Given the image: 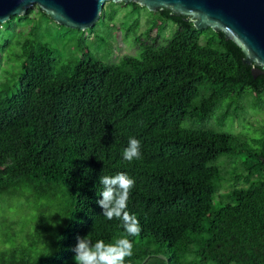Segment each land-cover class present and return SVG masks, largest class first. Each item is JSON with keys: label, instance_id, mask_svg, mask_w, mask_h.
Here are the masks:
<instances>
[{"label": "trees", "instance_id": "1", "mask_svg": "<svg viewBox=\"0 0 264 264\" xmlns=\"http://www.w3.org/2000/svg\"><path fill=\"white\" fill-rule=\"evenodd\" d=\"M109 4L136 15L146 9ZM30 12L0 29L29 25ZM152 14L160 19L148 33L172 22L171 39L140 43L137 56L118 63L96 58L81 41L80 56L61 63L36 26L19 44L16 85L0 87V208L15 203L26 216L19 232L1 227L11 234L0 235V264H75L77 238L87 236L129 239L124 264L148 256L145 264H264V133L243 138L207 126L224 103L219 123L238 118L237 102L248 96L262 109L264 75L253 79L222 32L198 30L166 9ZM129 137L141 146L131 162L121 155ZM226 160L235 183L220 195ZM121 172L135 181L126 210L139 220L137 236L97 203L100 176Z\"/></svg>", "mask_w": 264, "mask_h": 264}, {"label": "rangeland", "instance_id": "2", "mask_svg": "<svg viewBox=\"0 0 264 264\" xmlns=\"http://www.w3.org/2000/svg\"><path fill=\"white\" fill-rule=\"evenodd\" d=\"M109 3L105 4L102 11L103 15L102 17L100 15L101 19L95 24L91 33L89 30L78 32L75 29L69 30L59 27L53 21L46 20V18L41 16L37 5L30 9L31 12L28 14V17L31 18L29 20L30 23L28 22L29 25L25 24L17 27L13 24L11 28H1L0 87L7 83L15 87V77L19 71V59L15 55L20 51L19 44L24 38H27L31 26L37 27V36L41 41L49 43L57 50V57L61 63L68 62L75 55L80 56V52H77L79 41L83 44L81 46L89 47L92 54L96 58L102 59L103 62L118 63L125 56H137L140 43L166 44L176 31L177 26L172 22H168L165 24L163 32H159L158 28H153L148 33L151 22L159 21L160 18L158 16L147 9H142L139 15L132 14L129 6L120 7ZM114 9H117L115 17L112 16ZM135 23L136 25L134 26ZM136 38H139L138 42H136ZM6 43L8 45L4 49ZM253 102L255 101L250 96L237 102L236 106L242 107V110L238 112L239 117L233 121L227 119L226 122L219 123L217 119L220 114L227 110V103L222 104L221 108L215 111L207 126L217 132L232 133L243 138L261 137L264 133V107L262 109L253 108ZM186 125L190 127L199 126L197 123H187ZM222 167L224 172L223 180L220 183V195L231 190L235 183V165L233 162L226 160ZM242 185L240 183L238 186ZM8 206H10V209L7 208ZM1 207L0 235L7 236L11 234L8 229L2 230L1 227L10 228L11 232L16 230V232H19L26 214L20 212L15 203L13 205L2 204Z\"/></svg>", "mask_w": 264, "mask_h": 264}, {"label": "water", "instance_id": "3", "mask_svg": "<svg viewBox=\"0 0 264 264\" xmlns=\"http://www.w3.org/2000/svg\"><path fill=\"white\" fill-rule=\"evenodd\" d=\"M109 2L137 3L152 13L166 9L198 30L222 32L243 52L242 61L250 66L253 79L264 75V0H0V26L37 5L58 25L85 32ZM157 257L167 262L165 256Z\"/></svg>", "mask_w": 264, "mask_h": 264}, {"label": "clouds", "instance_id": "4", "mask_svg": "<svg viewBox=\"0 0 264 264\" xmlns=\"http://www.w3.org/2000/svg\"><path fill=\"white\" fill-rule=\"evenodd\" d=\"M140 147L139 140L129 137L128 146L122 150V159L128 162L140 159ZM98 182L103 186V191L99 194L102 199L97 201L103 209L102 215L108 220H121L128 236L139 235V220L126 210L135 181L121 172L115 176L101 175ZM77 241L73 249L75 264H124L125 258L132 255L133 244L127 238H120L109 244L103 240L93 243L88 236L78 237Z\"/></svg>", "mask_w": 264, "mask_h": 264}]
</instances>
